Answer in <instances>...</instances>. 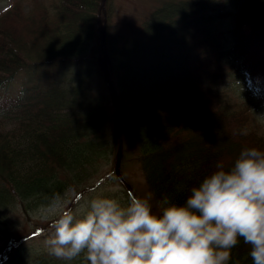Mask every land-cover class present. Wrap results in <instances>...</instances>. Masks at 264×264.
<instances>
[{"label":"trees","instance_id":"16d2710c","mask_svg":"<svg viewBox=\"0 0 264 264\" xmlns=\"http://www.w3.org/2000/svg\"><path fill=\"white\" fill-rule=\"evenodd\" d=\"M106 1L105 44L121 135L124 145L129 138L136 147L154 206L165 196L184 203L193 186L218 163L231 166L241 150L264 151L251 105L220 87L233 65L226 57L232 47L216 27L224 16L219 0H161L141 21L139 35L113 33ZM98 3L11 0L0 13V90L20 73L27 78L0 103L13 124L5 130L0 119V211L16 204L27 213L68 190H90L89 180L114 151L115 133L106 127L112 115L108 91L98 92L90 77L92 66L102 76L95 45ZM235 24L249 45L259 43L244 52L238 39L233 48L248 61L242 69L247 75L261 69L258 90L264 95V0H241ZM73 61L84 62L82 75L64 80L39 72ZM16 135L26 139L22 147H13ZM6 221L0 219V238ZM10 239L0 247V264H88L83 254L65 261L24 241L8 249ZM249 251L241 240L229 264H252Z\"/></svg>","mask_w":264,"mask_h":264},{"label":"clouds","instance_id":"9594fccd","mask_svg":"<svg viewBox=\"0 0 264 264\" xmlns=\"http://www.w3.org/2000/svg\"><path fill=\"white\" fill-rule=\"evenodd\" d=\"M153 194L127 203L97 196L75 210L55 196L42 210L52 219L44 241L50 255L88 264H229L242 240L252 264H264V151L241 150L229 167L190 189L184 203Z\"/></svg>","mask_w":264,"mask_h":264},{"label":"rangeland","instance_id":"374dc122","mask_svg":"<svg viewBox=\"0 0 264 264\" xmlns=\"http://www.w3.org/2000/svg\"><path fill=\"white\" fill-rule=\"evenodd\" d=\"M161 0H107L109 3V10L111 12V25L114 34L118 35H128V34H140V23L149 13L151 9L159 4ZM241 0H219L218 10L224 12L222 18L216 19V27L222 33L221 36L224 38V42L227 47H232V50L228 52L226 57L229 62L232 63V69L229 68V74L221 82L220 87H222L227 93L238 100H246L252 108V126L256 128L258 132H264V95L262 91L258 90V84L260 76L258 73L261 71L259 68L255 73L246 74L242 69H245L244 64L248 61L243 59L242 51H238L233 48V44L239 39L241 40V47L246 46L244 52L255 50L259 43H252L249 45V39L246 37L242 30L236 34V24L235 16L237 9ZM11 0H0V13L4 11L10 4ZM256 35V34H253ZM262 40L261 38H259ZM96 50H98L97 39L95 41ZM86 53V55H88ZM85 69V64L83 61H73V63L65 66L64 65H52V66H42L39 68V72H47L50 76L64 78L68 80L73 78L74 75H82ZM23 73V72H22ZM257 74V75H256ZM92 83L98 92L103 93L107 89L105 83L96 71L95 66H92L91 75ZM25 75H18L6 90H0V103L5 102L9 99L11 95L17 94V89L26 81ZM40 80V79H39ZM38 80V82H39ZM43 81V79H41ZM113 110L110 109L111 118L107 122L108 132L114 130V114ZM5 110L0 109V119L3 122V127L5 130L11 127L12 119L7 118ZM109 112V111H108ZM13 147H22V143L25 142L24 138L20 135L11 137ZM125 149V150H124ZM114 152V151H113ZM123 157L121 163V171L126 177L128 182L135 189L139 197H143L148 193L142 171L139 164L135 161L136 147L127 138L126 145L123 144ZM112 160L113 153L107 163H103L102 169L98 171L93 178L89 180L90 190H83L81 193L68 190L60 195L65 200H75L78 203L69 204L73 210L81 205L87 204L92 198L97 196H103L107 198H115L121 201V203H127L129 196L123 190L120 182L115 178L112 172ZM89 185V184H88ZM88 185L82 188L88 187ZM153 203V201H152ZM16 205V204H15ZM12 210L6 208L1 210L0 219L2 222L6 221L5 227L6 231L4 235L0 238V247L9 238L24 237L27 239L25 241L26 246L36 245L45 246L44 241L51 235V223L53 218L47 220L42 218L41 212L43 209L47 208L49 205H39L27 213H21L19 209L20 206L16 205ZM1 223V222H0ZM9 232V234H8ZM21 235V236H20Z\"/></svg>","mask_w":264,"mask_h":264},{"label":"water","instance_id":"95a60500","mask_svg":"<svg viewBox=\"0 0 264 264\" xmlns=\"http://www.w3.org/2000/svg\"><path fill=\"white\" fill-rule=\"evenodd\" d=\"M105 0H99L98 8H97V23H96V33H97V41H98V53H97V65L102 74L103 80L108 89L109 97L112 102L114 108V131L116 137V146L113 155V171L115 173L118 181L123 185L127 193L131 196H136L132 190L130 184L124 179L120 172V159L122 155L123 142L120 130V112L118 106V96L115 91L114 85L110 78V73L108 69V53L105 44V18L100 19V14H105L104 7Z\"/></svg>","mask_w":264,"mask_h":264},{"label":"bare ground","instance_id":"6f19581e","mask_svg":"<svg viewBox=\"0 0 264 264\" xmlns=\"http://www.w3.org/2000/svg\"><path fill=\"white\" fill-rule=\"evenodd\" d=\"M117 93V92H116ZM118 96V95H117ZM110 103H111V108H112V112H113V114H114V108H113V105H112V102H111V100H110ZM118 106H119V100H118ZM119 112H120V108H119Z\"/></svg>","mask_w":264,"mask_h":264}]
</instances>
